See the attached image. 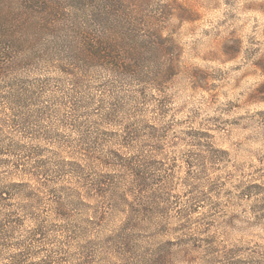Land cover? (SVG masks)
Listing matches in <instances>:
<instances>
[{
  "label": "rangeland",
  "instance_id": "rangeland-1",
  "mask_svg": "<svg viewBox=\"0 0 264 264\" xmlns=\"http://www.w3.org/2000/svg\"><path fill=\"white\" fill-rule=\"evenodd\" d=\"M35 5L9 4L38 39L0 72V190L28 185L0 264H264V0Z\"/></svg>",
  "mask_w": 264,
  "mask_h": 264
},
{
  "label": "trees",
  "instance_id": "trees-1",
  "mask_svg": "<svg viewBox=\"0 0 264 264\" xmlns=\"http://www.w3.org/2000/svg\"><path fill=\"white\" fill-rule=\"evenodd\" d=\"M13 2V0H0V72L5 70V69H13L16 65H17V61H16V57H14V50L20 47H25L27 46V42L30 44H33L35 41H37V36L36 37H30L29 36H25V33L23 31H25L26 29L32 28L35 26V24H32V19H25L23 17L22 11H18V13H16V16H18L19 18H16V21H11V6H9V4L11 5V3ZM8 3V5H7ZM25 4L29 5L31 4L32 7L30 8H34L36 7V0H25ZM37 8V7H36ZM31 9V10H32ZM21 12V13H20ZM15 16V13L12 15ZM23 29V30H22ZM25 29V30H24ZM98 44V43H97ZM97 49L96 51H90V52H79V53H73L70 56H66L69 59H66V61L64 62V67L65 68H72L75 66H69V62L70 61H81L82 63L85 62H100L103 63L107 60L106 57V52L102 51V49H100L99 45H97ZM131 55L134 56L135 61H139L140 60V54L134 53ZM139 55V56H138ZM27 57V60H31L30 56ZM57 56V55H55ZM159 58L158 56L153 54V59H157ZM65 60V59H64ZM169 61H172V59H170ZM263 64V65H262ZM139 64H137V66H135V68L138 67ZM67 66V67H66ZM261 68L264 70V63H260ZM69 70V69H68ZM176 70V67H173V63H170L169 65V70L167 71L168 74H173V72ZM69 71H74V69L69 70ZM136 73L138 72V70L135 71ZM74 78H77L76 75L74 76ZM77 80V79H76ZM264 89V86L262 87ZM261 88V89H262ZM262 102H264V98H262ZM89 159H91L89 157ZM101 161L103 159L99 158ZM96 159V160H99ZM103 162V161H102ZM104 184H102L103 186ZM28 185L27 184H23V183H11L8 185H5L1 188L0 190V194L1 197H4L5 194L8 193H14L16 194L18 192V194L22 197H24L23 195V189L26 188ZM255 187V186H254ZM253 189V187L249 188L247 190V192H249ZM264 218V215H263ZM8 219L7 217L5 219L0 218V235H4L6 232V228H9V223L6 220ZM132 221H128L121 229V236L122 238L125 237L127 238V230L126 227H128L131 224ZM41 224L37 225L34 231L39 232L40 229L42 228L40 226ZM22 261L20 259L15 258L12 262V264H22ZM150 264L152 263V261L149 262ZM148 261L146 264H149ZM153 264V263H152Z\"/></svg>",
  "mask_w": 264,
  "mask_h": 264
}]
</instances>
